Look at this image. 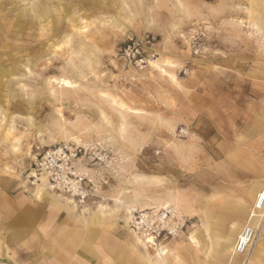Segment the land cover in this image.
Segmentation results:
<instances>
[{
    "label": "rangeland",
    "instance_id": "rangeland-1",
    "mask_svg": "<svg viewBox=\"0 0 264 264\" xmlns=\"http://www.w3.org/2000/svg\"><path fill=\"white\" fill-rule=\"evenodd\" d=\"M257 83L264 0H0V184L42 196L38 156L78 149L83 199L50 190L118 227L135 260L222 264L264 177V137L246 133ZM134 211L185 223L146 236Z\"/></svg>",
    "mask_w": 264,
    "mask_h": 264
},
{
    "label": "crops",
    "instance_id": "crops-1",
    "mask_svg": "<svg viewBox=\"0 0 264 264\" xmlns=\"http://www.w3.org/2000/svg\"><path fill=\"white\" fill-rule=\"evenodd\" d=\"M252 87L257 106L251 110L246 133L247 138L260 139L264 137V83ZM219 119L215 117L217 129L222 125ZM258 182L262 185L264 177L251 187L247 201L237 203L246 206V213L253 205L252 191ZM42 192L38 196L34 188L10 191L0 184V264H152L135 260L118 227L107 224L97 213L78 209L48 188ZM233 217L235 226L242 223V228L248 221ZM260 236L254 264H264V227Z\"/></svg>",
    "mask_w": 264,
    "mask_h": 264
},
{
    "label": "built area",
    "instance_id": "built-area-1",
    "mask_svg": "<svg viewBox=\"0 0 264 264\" xmlns=\"http://www.w3.org/2000/svg\"><path fill=\"white\" fill-rule=\"evenodd\" d=\"M124 51H130L132 57H137L138 61H142L137 43L129 44ZM78 152V149L67 146L47 149L38 156L34 164V172L46 180L51 190L80 195L82 200L84 195H81V183L84 177L75 170L72 162ZM169 214L170 212L167 211L161 214L153 211H134L129 217L130 226L132 229L141 231L146 236L159 235L161 233L171 234L181 229L185 222L178 218L176 222L170 224ZM263 224L264 182L256 194L255 201L249 211L248 221L236 237L232 247V252L242 257L241 264H246L249 252L254 247Z\"/></svg>",
    "mask_w": 264,
    "mask_h": 264
},
{
    "label": "bare ground",
    "instance_id": "bare-ground-1",
    "mask_svg": "<svg viewBox=\"0 0 264 264\" xmlns=\"http://www.w3.org/2000/svg\"><path fill=\"white\" fill-rule=\"evenodd\" d=\"M67 84V82H66ZM45 180V179H43ZM47 183V182H46ZM46 185V184H45ZM261 183H258L257 186L254 188V190L252 191L254 194L251 196V203L253 204L255 201V197H256V193L258 192V189L260 187ZM43 188V187H42ZM155 203V202H154ZM244 203V202H243ZM157 206V205H156ZM250 206V205H248ZM150 208V207H149ZM233 215L237 218L239 217H243L245 218V221H247L248 217H249V213H246V206L244 204H240L238 205L236 208L233 209ZM229 216V215H228ZM264 227V224H263ZM263 227L261 229V233L263 232ZM242 229V223L239 225H236L232 231V233H230L228 236H226L223 247H221L222 249H224V251H228L227 254L223 255L221 258V262L222 264H239L241 257H239L238 255H236L235 253L232 254V248H230V242L232 241V239L234 240V238L232 236H236V234L238 233V231ZM258 236L254 247H252V249L249 252L248 258H247V262L246 264H254L255 260L257 259V254H258V250H259V243H260V239L261 236ZM263 236V235H262ZM151 238V237H150ZM145 241V240H144ZM151 242V241H150ZM223 243V242H222ZM233 244V243H232ZM163 248V247H162ZM229 248V250H228ZM221 249V250H222ZM121 257V256H120ZM220 257V256H219ZM121 259V258H120ZM122 260V259H121ZM127 261V260H126ZM125 261V262H126Z\"/></svg>",
    "mask_w": 264,
    "mask_h": 264
}]
</instances>
